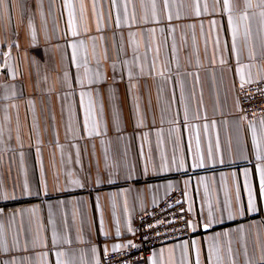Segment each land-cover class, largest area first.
Instances as JSON below:
<instances>
[{
    "label": "crops",
    "instance_id": "1",
    "mask_svg": "<svg viewBox=\"0 0 264 264\" xmlns=\"http://www.w3.org/2000/svg\"><path fill=\"white\" fill-rule=\"evenodd\" d=\"M261 80L264 0H0V264H100L178 188L134 264H264Z\"/></svg>",
    "mask_w": 264,
    "mask_h": 264
},
{
    "label": "built area",
    "instance_id": "2",
    "mask_svg": "<svg viewBox=\"0 0 264 264\" xmlns=\"http://www.w3.org/2000/svg\"><path fill=\"white\" fill-rule=\"evenodd\" d=\"M237 98L243 117L264 113V80L239 86ZM189 236V212L185 203V192L178 188L154 207L140 213L135 219L129 244L105 253L100 264H134L150 257L157 246Z\"/></svg>",
    "mask_w": 264,
    "mask_h": 264
},
{
    "label": "snow or ice",
    "instance_id": "3",
    "mask_svg": "<svg viewBox=\"0 0 264 264\" xmlns=\"http://www.w3.org/2000/svg\"><path fill=\"white\" fill-rule=\"evenodd\" d=\"M224 6L225 7L229 6V0H224ZM261 184H262V187H264V169H261ZM205 227L207 228L208 225H205Z\"/></svg>",
    "mask_w": 264,
    "mask_h": 264
}]
</instances>
